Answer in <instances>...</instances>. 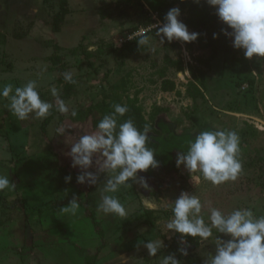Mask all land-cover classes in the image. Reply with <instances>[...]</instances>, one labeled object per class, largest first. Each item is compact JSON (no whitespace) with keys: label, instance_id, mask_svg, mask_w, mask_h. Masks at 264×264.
Instances as JSON below:
<instances>
[{"label":"rangeland","instance_id":"374dc122","mask_svg":"<svg viewBox=\"0 0 264 264\" xmlns=\"http://www.w3.org/2000/svg\"><path fill=\"white\" fill-rule=\"evenodd\" d=\"M59 2L0 0V89L12 85L11 96L16 87L34 80L41 99L53 105L46 118L30 113L19 120L10 110V97L0 96V175L15 185L0 191V264H162L168 255L179 264H210L218 245L230 236L215 228L207 239L182 236L166 224L182 191L200 198L209 227L211 208L225 214L249 208L254 216H264V58H245L228 36L234 51L217 54L205 87H200L204 98L195 100L188 93L193 81L189 66L204 68L199 59L211 53L204 44L217 33L200 24L197 11L183 9L180 0H68L70 12L61 30L53 32ZM172 7L181 9L179 19L190 32L200 34L196 41H160L156 32ZM216 23L232 31L218 15ZM134 33L147 35L149 42H134L135 50H127L124 44ZM65 72L76 83L64 101L68 112L61 113L51 89L62 93ZM164 79L173 81L175 89L164 91ZM115 94L123 101L135 97L150 119L153 129L148 133L158 144L154 156L160 166L138 170L116 193H105L107 181L120 169L104 167L101 149L85 169L96 176V183L86 178L76 186L59 172L47 139L59 135L70 142L74 133L57 129L66 125L74 130L69 119ZM82 130L87 135V127ZM205 130L238 133L242 172L235 181L214 185L199 170L176 166L177 153L186 152L189 142ZM67 157L73 162L72 154ZM104 194L115 196L126 215L99 210ZM74 198L79 203L76 214L63 212ZM149 241L160 244L155 256L144 246Z\"/></svg>","mask_w":264,"mask_h":264},{"label":"clouds","instance_id":"9594fccd","mask_svg":"<svg viewBox=\"0 0 264 264\" xmlns=\"http://www.w3.org/2000/svg\"><path fill=\"white\" fill-rule=\"evenodd\" d=\"M194 2L199 3L200 0ZM206 2L216 9L220 20L232 29L231 32L227 29L222 31L226 36L234 37V48L243 49L245 58H252L254 55L264 58V0H206ZM180 16L179 7H172L167 11L164 22L156 32L162 43L165 39L168 42L173 40L193 42L198 39L200 34L190 32L188 26L179 19ZM217 35L214 33L213 38H217ZM148 42L147 35L138 41L140 45H146ZM63 78L68 83H76L71 72H65ZM51 92L57 97L58 111L67 113L68 108L65 102L59 99L57 89L53 87ZM10 93H13V86L10 84L0 89V96L10 97V110L19 120L27 119L30 113H34L37 118H46L50 115L53 105L41 99L36 81H29L23 87H16L11 96ZM113 109V112L104 115L98 122L96 126L98 132L81 136L79 142L71 148L74 167L87 169L92 164L93 153L102 149L106 157L104 167L111 170L120 169L118 175L107 181L105 193H116L121 186L126 185L129 178L137 176L138 170L145 172L149 168L155 169L160 166L153 149L147 146L148 127L140 130L132 119L118 123L117 117L124 116L129 109L127 105L121 104L113 105ZM71 115L76 116L77 113L73 111ZM57 130L63 132L64 128L61 126ZM239 152L240 138L236 131L205 130L189 142L186 152L177 153L176 166L179 168L183 165L189 172L199 170L206 180L214 185H220L227 181H235L242 172V163L238 159ZM71 178L70 175L65 177L67 181ZM86 178L89 182L96 183L95 175L87 171L77 176V182L83 184ZM140 179L144 187H147V179L143 176ZM14 187L8 177L0 175V191ZM202 208L198 196L182 191L174 201L173 217L167 222L166 228L182 236L202 239L212 236L213 228L230 236V239L218 245L210 264H264V216H254L249 208H236L228 214L211 208L209 227L201 215ZM78 209L79 203L74 198L62 211L75 215ZM98 209L105 214L120 217L126 215L125 207L113 195H102ZM144 246L151 256H155L160 248L159 242L149 241ZM181 252L187 255L186 249H181ZM162 264H179V261L168 255L164 257Z\"/></svg>","mask_w":264,"mask_h":264},{"label":"trees","instance_id":"16d2710c","mask_svg":"<svg viewBox=\"0 0 264 264\" xmlns=\"http://www.w3.org/2000/svg\"><path fill=\"white\" fill-rule=\"evenodd\" d=\"M181 7L188 8L194 11H197L200 16V24L209 26V28H213L217 30V38L210 37L209 40H207L204 44L205 47L211 48L210 55L205 59H199L200 64L204 67L200 66H189V73L193 79L189 83L188 93L190 97L193 99L198 98H204L203 92L200 90V87H205V78L207 76V71L211 67V62L216 59L217 54L222 51L223 53H229L233 52L234 48L230 47L228 42V36L224 34V32L221 30L220 26L216 23V9L209 5L206 0H200L199 3L194 2V0H180ZM70 12L69 6H68V0H60L59 2V9L58 11L53 15L52 21H51V30L53 32H59L61 30V25L64 22V19L66 15ZM220 29V30H219ZM223 29H226L224 27ZM16 36L19 38L21 37V34H16ZM133 40L128 41L124 44L125 49L134 51V47L132 46V43L139 41V39L142 37L134 36ZM199 41L201 39L199 38ZM53 61L55 63H59V59L57 57H52ZM236 59V58H235ZM170 61V60H169ZM238 60H235L237 62ZM174 63V62H173ZM181 66L182 64L180 61L178 62ZM61 64V69H64V65ZM236 68V64H234V67ZM232 69V68H231ZM61 81L64 82V89L61 94H59V98L63 101L67 100L71 93H72V83H68L64 80V78H61ZM162 89L164 91H171L175 89V83L173 81H169L164 79L163 80V86ZM115 104H121V105H127L129 111L124 116H118V123H123L127 119H132L135 125L138 129L143 130L145 126L148 127V132L153 129L152 123L150 122V119L146 118L143 112V109L138 104L137 99L135 97L131 98L127 96L126 100L123 101L122 96L115 94L114 97L111 98V100H101L99 102L90 104L86 108L80 110L79 115L77 118L69 119L74 125H75V131L73 128H68L66 125H62L64 128L63 132H70L72 131L74 135L72 136V139L70 142L66 141L65 136L62 138L59 135L55 138H46L47 141H49L50 148L53 151V153L58 158V170L61 173L63 177L71 176V182H73L76 186H80L81 183L77 182V176L84 173L86 170L83 168H80L79 166H73V162L69 160L68 154H71V148L72 146L79 142V139L81 136H83V126L87 127V135L95 134L98 132V128L96 127L98 122L103 118L104 115L109 114L114 111L113 105ZM153 118V117H152ZM45 134V129L43 130ZM118 131V129H117ZM147 132V135L149 137V143L148 147L152 148L153 151L157 149L158 144L155 140H153L150 136V134ZM115 134V133H114ZM47 137V136H46ZM103 159L106 160V157L103 155ZM103 160V161H104ZM173 166H174V162ZM102 163L100 162L97 166V171L102 167ZM167 169H164V172ZM100 171V170H99ZM98 173V172H97ZM96 177V176H95ZM91 184V182H90Z\"/></svg>","mask_w":264,"mask_h":264},{"label":"built area","instance_id":"2783aa9c","mask_svg":"<svg viewBox=\"0 0 264 264\" xmlns=\"http://www.w3.org/2000/svg\"><path fill=\"white\" fill-rule=\"evenodd\" d=\"M134 35H135V36H137V34H136V33H134Z\"/></svg>","mask_w":264,"mask_h":264}]
</instances>
